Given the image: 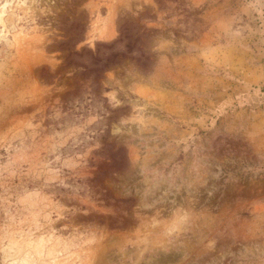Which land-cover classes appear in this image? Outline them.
Segmentation results:
<instances>
[{"label":"rangeland","instance_id":"1","mask_svg":"<svg viewBox=\"0 0 264 264\" xmlns=\"http://www.w3.org/2000/svg\"><path fill=\"white\" fill-rule=\"evenodd\" d=\"M0 264H264V0H0Z\"/></svg>","mask_w":264,"mask_h":264}]
</instances>
